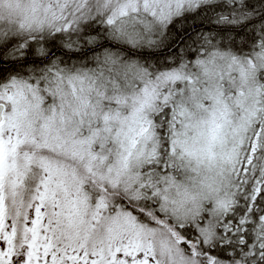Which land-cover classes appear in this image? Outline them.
Returning a JSON list of instances; mask_svg holds the SVG:
<instances>
[{
    "label": "snow or ice",
    "instance_id": "6c2138e0",
    "mask_svg": "<svg viewBox=\"0 0 264 264\" xmlns=\"http://www.w3.org/2000/svg\"><path fill=\"white\" fill-rule=\"evenodd\" d=\"M0 264H264V0H0Z\"/></svg>",
    "mask_w": 264,
    "mask_h": 264
}]
</instances>
